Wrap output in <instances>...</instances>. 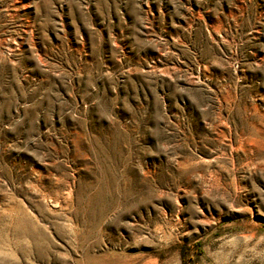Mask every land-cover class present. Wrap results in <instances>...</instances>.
<instances>
[{
	"label": "rangeland",
	"instance_id": "rangeland-1",
	"mask_svg": "<svg viewBox=\"0 0 264 264\" xmlns=\"http://www.w3.org/2000/svg\"><path fill=\"white\" fill-rule=\"evenodd\" d=\"M264 0H0V264H261Z\"/></svg>",
	"mask_w": 264,
	"mask_h": 264
},
{
	"label": "water",
	"instance_id": "water-1",
	"mask_svg": "<svg viewBox=\"0 0 264 264\" xmlns=\"http://www.w3.org/2000/svg\"><path fill=\"white\" fill-rule=\"evenodd\" d=\"M261 264H264V257H263V259H262V262H261Z\"/></svg>",
	"mask_w": 264,
	"mask_h": 264
}]
</instances>
